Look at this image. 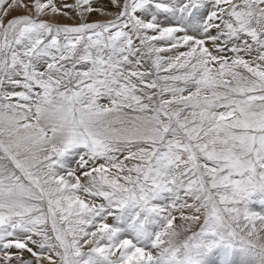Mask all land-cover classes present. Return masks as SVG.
Masks as SVG:
<instances>
[{
	"label": "snow or ice",
	"instance_id": "1",
	"mask_svg": "<svg viewBox=\"0 0 264 264\" xmlns=\"http://www.w3.org/2000/svg\"><path fill=\"white\" fill-rule=\"evenodd\" d=\"M0 264H264V0H0Z\"/></svg>",
	"mask_w": 264,
	"mask_h": 264
},
{
	"label": "bare ground",
	"instance_id": "2",
	"mask_svg": "<svg viewBox=\"0 0 264 264\" xmlns=\"http://www.w3.org/2000/svg\"><path fill=\"white\" fill-rule=\"evenodd\" d=\"M96 18L95 16L92 17V19ZM256 210H259V206H257V209Z\"/></svg>",
	"mask_w": 264,
	"mask_h": 264
},
{
	"label": "rangeland",
	"instance_id": "3",
	"mask_svg": "<svg viewBox=\"0 0 264 264\" xmlns=\"http://www.w3.org/2000/svg\"><path fill=\"white\" fill-rule=\"evenodd\" d=\"M94 19H99V17H96V18H94ZM71 23V22H70ZM102 103H106V101H102Z\"/></svg>",
	"mask_w": 264,
	"mask_h": 264
}]
</instances>
